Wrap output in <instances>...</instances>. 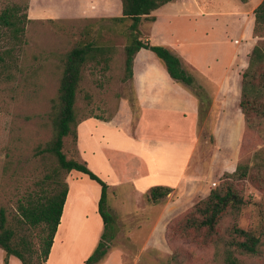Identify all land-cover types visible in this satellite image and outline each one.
<instances>
[{"label": "rangeland", "instance_id": "374dc122", "mask_svg": "<svg viewBox=\"0 0 264 264\" xmlns=\"http://www.w3.org/2000/svg\"><path fill=\"white\" fill-rule=\"evenodd\" d=\"M185 1L163 6L159 14L164 24L160 28L177 38L176 55L196 79L197 88H190V92L200 99L198 141L188 168L190 182L183 192L174 190L162 202H172L168 206L170 214L158 229L154 228L159 235L153 242L149 236L151 228L140 226V220L132 221V226L123 224L127 222L120 210L123 188L108 190V212L114 215L111 206L119 214L114 217L116 236L109 250L117 252V264H175V256L176 264H223L222 249L217 250L213 245L200 246L180 236L170 238L169 228L207 198L213 189L222 187L226 182L224 175L233 173L239 164L248 166L253 178L234 183L244 206L239 215L229 214L223 219L222 232L234 224L255 229L264 220V133L246 129L244 116L235 108L239 103L238 93L225 98L222 111L226 116L220 117V102L215 100L214 85L206 82V76L193 65L215 68L220 76L226 68L227 76L235 77L238 89L239 78L242 79L248 67L253 47L258 44L264 47V32L261 37L254 34L255 19L251 16L263 0ZM13 5L21 7L20 12L28 16V22L22 46L9 38L6 29L0 31L3 58L0 62V207H5L11 216L16 214L20 201L42 193L44 177L48 169L56 165L55 159L44 152L55 132L51 117L53 100L58 96L65 56L87 39V35L113 52L108 66L88 63L85 67L76 98L77 131L82 125L83 151L80 155L78 139L71 135L64 140L67 158L87 163L104 180L110 176L106 182L111 181L114 176L102 156L119 149L116 145L127 140L123 126L133 133L141 117L137 90L132 80H124L127 75L124 48L132 34V21H114L120 14L119 0H0V13ZM212 13L222 17L221 20L209 17ZM201 14L204 18H200ZM149 26L146 21L140 24L144 38L150 31ZM148 53L162 63L150 50ZM191 58L194 61L189 62ZM185 117L188 121L193 119L190 115ZM113 120L119 121L118 129L102 124ZM220 120L225 124L219 131L218 142L215 130ZM161 134L167 135L166 132ZM120 161L115 160L116 166ZM233 166L235 169L231 171ZM68 177L69 174L64 177L66 182ZM84 177L99 187L88 176ZM69 184L71 190L80 193L76 183L70 180ZM141 200L149 202L147 196ZM74 222L73 236L77 243L83 241L88 228L84 223ZM91 228H96L97 237V224ZM133 232L136 235H126ZM23 233L39 252L45 235L42 228L27 227ZM262 249L264 251V246ZM238 257L244 264L264 262V252L261 256ZM5 258L0 248V264H5ZM9 264H20V261L13 258Z\"/></svg>", "mask_w": 264, "mask_h": 264}, {"label": "trees", "instance_id": "16d2710c", "mask_svg": "<svg viewBox=\"0 0 264 264\" xmlns=\"http://www.w3.org/2000/svg\"><path fill=\"white\" fill-rule=\"evenodd\" d=\"M120 16L115 22L132 21L131 37L125 52V81L133 79L134 60L142 49L150 50L165 66L169 76L187 88H197L196 79L182 65L180 57L163 45H154L142 36L140 24L143 19L154 21L152 13L161 7L183 0H119ZM21 7L13 5L0 13V31L6 29L9 38L22 46L26 40V23L28 16L21 14ZM254 34L262 36L264 32V0L254 10ZM67 53L63 60L64 72L60 82L58 96L53 100L52 121L54 124L53 140L44 152L55 159V166L48 169L44 177V190L41 194L29 195L20 201L14 216L0 207V248L5 252V264H9L11 256L19 259L21 264H46L60 224L62 213L67 201L69 186L64 179L72 171H78L99 183L102 196L99 213L103 222V234L98 246L84 264H101L115 239V218L108 212V185L95 174L87 163L68 159L64 152L65 139L74 136L78 139L79 125L76 114V101L83 72L88 63L108 66L113 50L98 45L90 35ZM0 62L3 58L0 55ZM240 110L245 119L246 129L264 133V47L255 45L250 53L248 67L243 73ZM204 91L203 87H199ZM198 97V96H197ZM199 99V97H198ZM200 100V99H199ZM200 103V102H199ZM263 127V128H262ZM225 184L213 189L210 195L197 203L177 224L170 225L172 238L180 236L200 246H210L223 250V264H244L238 255L261 256L264 246V220L257 228L244 229L234 224L225 233L222 232V221L229 214L239 215L244 200L236 191L234 183L252 179L251 170L239 164L231 174H225ZM47 187V188H46ZM174 190L169 187L154 186L147 195L152 204H161ZM42 228L45 234L41 239L40 250L37 252L23 231L26 228ZM177 258L174 257L176 264ZM264 264V262L262 263Z\"/></svg>", "mask_w": 264, "mask_h": 264}, {"label": "crops", "instance_id": "0c3cea01", "mask_svg": "<svg viewBox=\"0 0 264 264\" xmlns=\"http://www.w3.org/2000/svg\"><path fill=\"white\" fill-rule=\"evenodd\" d=\"M214 14L212 13L209 17H215L216 21L221 20L222 17H217L219 15ZM251 16L255 19L254 10ZM151 17H154L155 20H142L146 21V25L150 24V31L145 33V38L150 40L151 44L163 45V47L168 48L176 54L178 49V45L176 44L177 38L174 35L165 34L163 29L160 28L163 23L160 18L159 9L154 11ZM200 18H204V15L201 14ZM225 28L229 29L228 26ZM191 60L193 58L189 62ZM193 65L200 69L202 74L206 76V82L214 85L215 100L218 104L220 102L219 107L221 113L219 116H226V113L222 111L225 108V98L238 93L237 98L239 103L241 101V79L239 78L237 89L235 86V77L227 76L226 68L220 76L217 74V69L215 68L210 70L211 68L208 66L202 68L197 64ZM132 82L137 90V100L140 106L141 117L138 119V124L133 133L127 129V126H123L124 128L122 130L125 131L127 140L122 145H116L117 147L115 148H119L114 149L116 153L112 152L110 155L105 154L102 156L110 167V172H112L114 178L106 182L110 176L105 177L104 180L99 172H94L99 175L102 181L107 183L109 191L123 188L120 210H122V217L127 221L123 222V224L126 223L128 226H132V221L135 219L136 221L140 220V226L151 228L149 236L153 242L157 241L159 235L155 229L160 227L162 220H166L169 217L170 211L168 206L172 202L169 201L167 204L161 203L157 205L150 202L144 203L141 199H144L148 195L149 190L154 186L169 187L175 191L181 189V192H183V189L190 182L188 168L191 159H193L195 146L198 141L200 100L190 92L189 88L174 81L169 76L165 66L160 61L155 60L148 53V50L145 49L139 51L135 57ZM239 103L235 107L237 108L236 111L240 110ZM185 115H190L191 118L193 116V119L188 121ZM241 119V116H239L238 123L241 122ZM118 122L113 120L102 124L110 128L118 129ZM224 124L225 122L223 120L217 123L215 137L218 142L220 140L219 131ZM81 127L82 125L77 131V146L80 155L83 151V144L80 137ZM162 132H166L167 135L162 136ZM232 137L234 139V132ZM117 159L121 160L119 166H116L115 163ZM234 169L233 166L231 171H234ZM84 176L88 175L78 171H72L69 174L67 180L69 186L67 201L49 260L46 264H84L99 244L104 230L99 213L102 188L98 182L91 179L99 185L100 189L97 185H93V183L84 179ZM70 180L76 183V190H81L79 194L77 191L74 192L71 190ZM89 187H92L93 190L91 191ZM79 198L81 199L80 201ZM110 210L114 214L112 216L116 217L119 215L111 206ZM74 221L84 223L88 228L87 234L83 237V241L77 243L74 240L72 230V223ZM95 223L98 226V235L89 247V228ZM66 226L68 229H66ZM63 229L66 231H63ZM126 235L133 236L136 233H127ZM13 258L16 257L11 256L9 258L10 263ZM117 260V252L113 250L107 254L101 264H117Z\"/></svg>", "mask_w": 264, "mask_h": 264}, {"label": "bare ground", "instance_id": "6f19581e", "mask_svg": "<svg viewBox=\"0 0 264 264\" xmlns=\"http://www.w3.org/2000/svg\"><path fill=\"white\" fill-rule=\"evenodd\" d=\"M68 207H69V206H68ZM67 222H69V221H67ZM74 223H76V221H75ZM72 224H73V223H72ZM74 225H75V224H74ZM74 225H73V226L71 225V226L73 227V229H74V230L72 229V230H73V234H74V232H75V226H74ZM67 226H69V225H67ZM67 226H66V229H68ZM69 228H70V227H69ZM92 230H94V231H92ZM95 230H96V228H94V229L91 228V229H90V231H92V234H91V235L89 234V237L91 238V239L89 240V242H90V243H89V247H90V245H92V243H93L94 240L96 239ZM63 231H66V230L63 229ZM90 231H89V232H90Z\"/></svg>", "mask_w": 264, "mask_h": 264}]
</instances>
